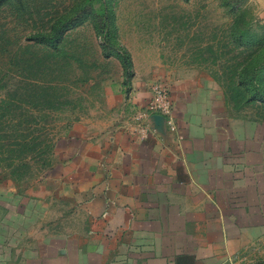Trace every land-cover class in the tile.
I'll return each mask as SVG.
<instances>
[{
	"label": "crops",
	"instance_id": "0c3cea01",
	"mask_svg": "<svg viewBox=\"0 0 264 264\" xmlns=\"http://www.w3.org/2000/svg\"><path fill=\"white\" fill-rule=\"evenodd\" d=\"M221 76L170 81L176 131L149 115L68 139L59 176L8 216L5 264H230L262 243L264 85ZM149 84L136 83L140 108Z\"/></svg>",
	"mask_w": 264,
	"mask_h": 264
},
{
	"label": "rangeland",
	"instance_id": "374dc122",
	"mask_svg": "<svg viewBox=\"0 0 264 264\" xmlns=\"http://www.w3.org/2000/svg\"><path fill=\"white\" fill-rule=\"evenodd\" d=\"M63 28L55 48L36 41L54 39ZM126 52L132 65L117 56ZM192 69L220 70L226 84L232 73H245L244 82L260 89L264 0L0 5V264L14 254L6 235L10 213L20 212L24 195L59 176L64 143L76 133L113 136L137 125L143 108L135 101L136 83L171 89L170 81ZM230 264H264V241Z\"/></svg>",
	"mask_w": 264,
	"mask_h": 264
},
{
	"label": "built area",
	"instance_id": "2783aa9c",
	"mask_svg": "<svg viewBox=\"0 0 264 264\" xmlns=\"http://www.w3.org/2000/svg\"><path fill=\"white\" fill-rule=\"evenodd\" d=\"M150 98L147 105L139 115L140 122H143L147 116H160L166 120L171 131L177 130L175 119V103L172 97L171 89L166 85L154 83L149 86Z\"/></svg>",
	"mask_w": 264,
	"mask_h": 264
},
{
	"label": "trees",
	"instance_id": "16d2710c",
	"mask_svg": "<svg viewBox=\"0 0 264 264\" xmlns=\"http://www.w3.org/2000/svg\"><path fill=\"white\" fill-rule=\"evenodd\" d=\"M6 1H8V0H0V5L3 4V3H5ZM111 26H112V23H111ZM113 29L116 30L115 27H113ZM66 31H67V28H63V29L57 31V34L54 37V39L53 38L47 39V38L42 37V38H37L36 41L39 42V43H43V44H46V45H49V46H52V47L55 48L62 41L63 35H64V33ZM103 47H104V51H105V54H106L107 48H106V46H103ZM107 56H108V54L106 55V57ZM117 56H118L119 59L124 58V60H126L128 58L130 60L131 65H132V61H131V58H130V54L128 52H126V56L125 57H122L118 53H117Z\"/></svg>",
	"mask_w": 264,
	"mask_h": 264
}]
</instances>
